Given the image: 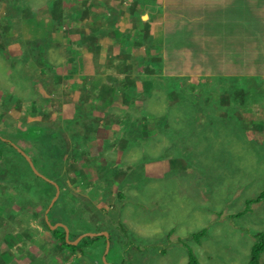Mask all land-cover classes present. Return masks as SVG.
Listing matches in <instances>:
<instances>
[{
    "label": "rangeland",
    "instance_id": "374dc122",
    "mask_svg": "<svg viewBox=\"0 0 264 264\" xmlns=\"http://www.w3.org/2000/svg\"><path fill=\"white\" fill-rule=\"evenodd\" d=\"M130 1L107 0L105 4L121 8L124 2L126 5ZM50 3L48 0H0V108L5 113L0 114V138L9 143H0V253L11 251L13 264H79L75 256L58 247L47 229L52 230L51 227L60 224L58 217L65 222L69 220L64 209L55 216L57 223L50 214L64 202L69 206L76 204L72 215L80 214V217L72 218L93 224V228L103 227L87 233H108V229L115 241L122 238L119 225L127 229V248H121L117 240L112 249L109 245L106 260L110 264H189L190 255L199 264H264V252L251 262L252 248L260 235H264V124L251 123L248 117L246 120L250 123L243 120L239 98L232 96L229 100L226 97L229 103L219 108L216 96L208 93L212 85L219 84L212 82L202 87L203 72L190 66L187 69L184 64L176 65L170 61L169 48L161 46L158 47L163 58L160 71L154 75L143 73L145 69L139 66L137 74L132 76V82L142 91L135 104L149 114L163 117L157 125L160 130L151 136L145 131L132 141L125 139L115 118L122 120L123 115L130 112L133 119H138L139 111L124 105L119 95L109 104L101 102L106 96L104 86L113 84L107 76L114 78L120 89L122 87L119 79L124 75L117 72V67H122L121 60L116 57L120 51H114L119 46L107 37L100 39L102 48L99 49L95 42L79 44L80 33L76 29L84 30V24L90 21L87 18L80 21L82 5L67 4L69 12L65 17L61 15L64 20H60L61 28L58 29L49 11ZM106 11L105 7H98V13ZM115 23L124 30L131 27L122 16ZM160 26L155 30L157 33ZM165 26L168 30V23ZM48 37L51 43L47 40L44 44L35 43ZM132 42L130 40V46L125 49L131 51L127 61L133 63V55H138L137 65H141L148 60L146 46H135ZM68 46L85 55L78 61L83 63L81 68L88 69L87 73L72 71V63L67 61ZM44 49L46 53L41 55ZM4 51L10 56L13 53L15 58L7 60ZM93 52L100 55L95 58ZM38 58L49 64L51 70L47 73L42 70L44 66L39 65L37 78L42 86H36L35 92L27 71ZM30 72L31 76L33 72ZM186 73L195 89L190 85L183 94L187 98L196 94L207 98L202 103L205 105L193 108L196 120L180 123V109L176 103L168 108L165 93L160 92L162 98L155 99L150 95L149 86L143 90L141 86L157 78L163 85L171 76ZM93 79L96 85L105 84L92 85ZM78 85L92 87L88 111L92 118L103 119L105 127L99 129L95 142L89 144L96 146L91 149V157L72 153L71 140L64 139L65 151L62 163L58 164V161L48 160L49 147L39 141L37 132L44 130H17L11 123L27 111L25 98L32 87V97L35 94L50 96L52 103L41 108L42 101H38L42 114L29 121H37L52 130L59 125L58 120L64 131L80 127L79 123L71 122L81 98ZM222 85L221 89H227V84ZM244 89L248 102L254 105L252 101L256 97L251 95H260L259 84L249 83ZM181 92L173 90L170 95L177 99ZM13 94L20 99L15 100ZM216 109L220 113L215 112ZM229 109L230 118L234 119L235 111L242 119L226 121L222 114ZM9 114L13 116L7 117ZM218 115L223 120L216 121ZM184 116L190 119L191 113ZM149 120L145 118V128ZM157 121L152 120L150 125H156ZM252 131L258 132L252 136ZM19 150L29 156L34 168L49 181L34 173ZM98 154L100 157L94 158ZM152 168H156V173L148 172ZM32 173L42 181L32 182ZM52 182L58 186V193ZM52 185L55 188L50 187ZM5 234L18 238L10 245L5 243ZM134 242L139 250L132 247ZM106 247L101 244L94 248L84 264H101Z\"/></svg>",
    "mask_w": 264,
    "mask_h": 264
},
{
    "label": "trees",
    "instance_id": "16d2710c",
    "mask_svg": "<svg viewBox=\"0 0 264 264\" xmlns=\"http://www.w3.org/2000/svg\"><path fill=\"white\" fill-rule=\"evenodd\" d=\"M49 2H51L50 5V14L52 16H54V22L55 24V28H61V22L60 20L61 15L63 14V17H65L66 12L68 11L69 7H66L67 4H70L71 2L75 3H80L83 7V12L80 13V21H82L84 18L90 19V21L88 22V24H84L83 28L84 30H79V28H77L76 30H78L77 32L80 33V42L79 44H82L84 42H87L88 44L90 42H95L97 45V48H102V44L100 43V39L103 37H107L109 39L113 40V44H116L119 46L118 49H114V51H120V54L118 56H116L118 59L121 60V68L118 66L117 67V72L119 74H123L124 77L122 79H119V84L122 86L121 89L120 87L117 85V81L110 77L107 76V79H110L113 81V84H106L104 86V92H105V101H101L103 103L109 104L110 100L111 102H113L116 97L119 95V97H121L122 99V103L126 106H129L130 109H137L139 111V118L138 119H133V114L128 112L125 113L122 117V120H119L120 118H115V122L121 125L120 128V132L123 135V137L129 141H132L135 136L136 138H138L140 135H144L145 131L148 133V136H151L153 133H157L160 128H157V125L159 123H161L163 117H156L153 114H149L145 108L142 107H138L135 104V99L137 96L141 95L142 91L138 90V87L136 86V84H134L133 78L132 76H134L135 74H137V69L139 66H142L145 71L143 70V73L145 72H149L152 75L158 73L160 71L161 68V63H163V58H161L162 56L160 55L159 52V46L156 45L154 43V35H152L151 33V23L154 21L155 17H153V15L146 10L145 6L147 5H155V0H131L130 2H128L126 5L124 2L123 5L124 7H116L115 9L107 6L105 3H107V0H48ZM48 3V2H47ZM98 7H105L106 8V12H104V14H100L98 13ZM150 10H152L151 6L149 7ZM29 12V10H28ZM27 12V14H28ZM107 13L109 15H107ZM30 14V12H29ZM128 15V22L131 25L130 29L128 30H123L119 27L115 26V22H117L119 16H125ZM114 15V19H112ZM144 15H146V17H144ZM7 16V15H6ZM11 16V15H10ZM28 16V15H27ZM33 15H30V17ZM10 19V17H9ZM9 19H7V21L10 24ZM64 19H62L63 22ZM77 21V20H76ZM75 21V22H76ZM93 27V28H92ZM89 28L90 32L88 33L87 30ZM130 30V31H129ZM87 32V33H86ZM0 40H2V34L0 33ZM47 41H49V43H51L52 40H49V37L44 39V40H36L35 43L39 44V43H45ZM130 40H133V45L135 46H146L145 52L148 55V60L143 62V64L141 65H137V58L138 55H133L134 57V64L127 61L128 58H130V54L131 51L128 50L125 51V49L130 46ZM82 42V43H81ZM2 49V47H1ZM5 49V47H4ZM3 50V49H2ZM155 50H157V52H154ZM86 52V51H85ZM25 53V52H24ZM33 53V54H32ZM46 53V49H44V52H41V55ZM32 56H34V52L31 51ZM29 53V55H31ZM3 55L7 58V60H12V58H15V56L13 55V53L10 55L6 54V52H3ZM87 55V54H86ZM100 54L93 52L92 56L97 58ZM67 56H68V62L72 63V71L76 74L78 72H83L87 73L88 69L85 68H81L83 66V63L81 61H78V59H80V56L82 58V60L84 59V54H80V52H78L75 48L68 46L67 47ZM112 61V60H111ZM44 66L42 70L47 71V73H49V71L51 70L50 65L45 63L43 59L38 58L37 61H35L34 63H31L30 69L27 71L29 79L31 81V86L34 88L35 92H37L36 90V86L40 85L42 86L40 83H38L39 81V74H38V70L40 66ZM79 67V68H76ZM150 66V68H149ZM89 68V66H88ZM30 71L33 72V74H31L30 76ZM153 76H151L152 78ZM158 79V78H157ZM157 79H154V81H150V83H148V85H142L141 86V90L143 89H147L149 86L150 89V95H152V97H155V99H159V97L161 96L162 93L164 95V99H165V103L167 104L168 108H170V106H173L174 103H176L178 106L180 105H184V102H186L188 100L189 104L191 107L189 108H196V106H203L205 104H202L204 99V95H198L196 94V96L191 95V97L187 98L185 94H183L184 91V87L181 86L180 88H174L173 84H174V77L168 78V80L166 79V82L164 83V85H162ZM100 81H102V78L99 79ZM151 80V79H150ZM182 81H185V79H181ZM133 83V84H131ZM224 82L219 81V85H215V86H211L212 89L218 90L221 89V87L223 86ZM92 85H96L94 84V79L91 82ZM105 83L101 82L100 85H96V86H102ZM175 85V84H174ZM190 85L192 86V84L189 83V86H187V84H185L186 88L188 89L190 87ZM32 87H29V96L27 94V98H25V109L27 110L24 114H22V117H20L19 119H13L11 125L13 128L19 130L20 128H24L26 129H42L44 130L43 132L38 133L39 136V141L42 144H47V147H49V151L48 154L46 153L48 160H53L58 161V164L62 163V159L61 156L64 153V143L62 142L64 139H70L71 141H69L70 146H71V152L75 153L76 155L80 156V157H91V149L96 147V146H90L89 144H91L92 142H95L96 140V135L99 131V129L101 127H105V124H103V119L96 117V118H92L89 110V107L87 106L88 104H90L92 96V87L87 88L86 85L84 86H77V89H79V91H81V98H79L78 100V104H77V108H76V114H75V119L71 122H73V124H77L79 123L81 126L76 128V129H72V128H67L66 131H64L61 127H60V120H58L59 125H55V128L52 130V128L47 129L46 127H44L41 123L37 122V121H29L30 118H35L38 114H42L41 112V108L45 105V104H50V101L52 103V98H50V96L48 97H41L39 94H35L32 97L33 91H32ZM116 88V90H115ZM185 88V89H186ZM192 88L195 89L194 86H192ZM173 90H181L182 92L179 93L177 95V99L171 97L172 95H170V93ZM232 89L230 90V92L232 93ZM162 92V93H160ZM229 92V93H230ZM147 93V91H146ZM193 93V92H192ZM145 94V92H144ZM13 98L16 99H20L16 94H13ZM190 96V95H188ZM37 97V99L35 98ZM151 97V98H152ZM229 97V96H228ZM162 98V96L160 97ZM172 98V99H170ZM183 99V100H182ZM37 100V101H36ZM176 100H178V102H176ZM219 99H216V101H218ZM38 101H42L39 106ZM191 101V102H190ZM13 102L16 103V101L13 100ZM19 106V105H17ZM150 112V111H149ZM170 113L174 114L171 110L169 111ZM4 113L3 110L0 108V114ZM152 113V111H151ZM203 113V112H202ZM202 113H201V119L202 118ZM229 113H230V109L228 112H226L225 116L229 117ZM5 114V113H4ZM78 115V116H76ZM175 115V114H174ZM13 116L12 114H9L7 117H11ZM95 116V115H93ZM114 117V116H112ZM131 117V120H130ZM207 117V116H206ZM145 118L150 119L148 122V127L145 128ZM158 120L156 125H150V122L152 120ZM195 116L193 115V112L191 113L190 116V120L193 121L195 120ZM226 121H228L226 119ZM65 122V121H64ZM68 122V121H67ZM66 122V123H67ZM18 123H20V127L18 126ZM165 126L166 123H164ZM109 128V127H106ZM169 130V129H168ZM117 134V131H116ZM168 134V133H167ZM131 137V138H130ZM44 138V139H41ZM122 138V136H121ZM123 139V138H122ZM169 139V138H168ZM172 141V140H171ZM2 139L0 138V143H2ZM6 142V144H9ZM46 149H44L45 151ZM16 151V150H15ZM0 157H1V152H0ZM96 157H100V155L98 154ZM98 159V158H96ZM31 181L34 183H39V181H42L40 178H38L37 176H35L33 173L30 177ZM49 185V184H48ZM50 187H54L53 185ZM55 188V187H54ZM66 206H68L66 208ZM75 206V207H74ZM76 208V204L73 205H68L65 204L64 202H62L61 206L58 208H54L53 213L50 212V214H53L54 217V222L57 223L55 216L58 215L59 212H61L63 209L65 210V213L67 214L68 217H66L67 219H69L67 222H65V219L62 217H58L59 221L58 223H63L65 225H67V227L70 230V236L68 237V241H74L76 240L79 236L87 233V232H95V231H100L103 229V227L101 228H93L95 227L93 224H89L87 225L85 223L84 220L81 219H74L72 217H80V214H78V216L76 215H72L73 209ZM72 220H71V219ZM71 220V221H70ZM102 223V221H100ZM80 227V230L78 229ZM120 230V237L122 236V238L115 239V241H112L111 236L112 233L107 229L108 233H109V243H110V249L113 248V246L115 245L116 240L118 241L119 246H121V248H127L129 242H126V236L125 234L127 233V229L124 227V225H119ZM48 231L50 232V234L52 235L53 239L56 241V244L58 245V247H60L61 249H65L71 256H75L77 261L79 262V264H84V261L87 260V258L91 255L92 251L94 248L99 247V245H103L104 247L107 244V239L105 236H95V237H87L84 238L80 241V243L77 246H73L71 244H68V242L65 239V231L62 228H58L56 230H50L47 227ZM205 231V230H202ZM201 231V232H202ZM124 235H123V233ZM118 233V232H117ZM261 238H259V240L255 243V245L252 248V256H251V262L252 260L261 252H264V235L261 234L260 235ZM18 237H12L5 234V243L10 244L12 243V241H15ZM31 240V237L29 238ZM124 246V247H123ZM132 247L139 250V246L134 242L132 243ZM190 262L189 264H199L197 262V260L190 255ZM13 259H14V254L11 251H7V252H2L0 253V264H13ZM82 260V262H81ZM34 263V262H33ZM103 264V262L101 263Z\"/></svg>",
    "mask_w": 264,
    "mask_h": 264
},
{
    "label": "crops",
    "instance_id": "0c3cea01",
    "mask_svg": "<svg viewBox=\"0 0 264 264\" xmlns=\"http://www.w3.org/2000/svg\"><path fill=\"white\" fill-rule=\"evenodd\" d=\"M155 2V5L145 6L149 14L155 17L151 23V33L155 36L156 45L169 48L170 61H174L176 65L184 64L187 69H190V66L201 70L205 83L219 84L221 81L227 84V89L208 91L210 95L219 99L217 101L219 108L220 105L229 103L226 97L229 100L232 96L239 98L238 104L242 108L243 120L248 123L264 124V0H155ZM150 6L152 10L149 9ZM122 17L128 21L127 14ZM159 23L161 26L157 33L155 30L158 29ZM165 23H168V30L166 26L164 27ZM188 75L186 73L173 77L175 82L185 79L188 83L190 82ZM233 82L237 84L234 85ZM253 82L259 84L260 95L257 93L251 95L256 97L252 101L254 105H251L244 88ZM178 107L180 123L192 122L190 119H184V114L195 112L196 108H189L191 106L186 102ZM217 113H220V110ZM225 114L222 116L227 120L242 119L236 116L235 111L234 119L226 117ZM218 118L216 121L222 119L220 115ZM256 132L258 131H252V136L257 134ZM152 169L148 172L156 173L154 171L156 168Z\"/></svg>",
    "mask_w": 264,
    "mask_h": 264
},
{
    "label": "water",
    "instance_id": "95a60500",
    "mask_svg": "<svg viewBox=\"0 0 264 264\" xmlns=\"http://www.w3.org/2000/svg\"><path fill=\"white\" fill-rule=\"evenodd\" d=\"M19 151L22 153V155L25 156L26 160L29 162L30 166L32 167L34 173H35L38 177H40V178H42V179H44V180H46V181H49V179H47L45 176H43L42 174H40V173L34 168L33 163H32V161L30 160L29 156H27L23 151H21V150H19ZM56 188H57V193H58V191H59V190H58V186H57ZM52 204H53V203H52ZM57 227H62V228L64 229V231H65V233H66V239H68L69 234H68V229H67V227H66L65 225H62V224H57L56 226L51 227V229L54 230V229H57ZM101 235H103V236H105V237L107 238V244H106L107 247H106V250H105L106 252H105V254H104L102 260H103L104 264H110V263H108L107 260H106V255H107V253H108V248H109V245H110V243H109V241H108V237H109V234H108V233H106V232H102V233H87V234H84V235L78 237V238L73 242V244H77V243H78L82 238H84L85 236H91V237H94V236H101Z\"/></svg>",
    "mask_w": 264,
    "mask_h": 264
},
{
    "label": "flooded vegetation",
    "instance_id": "af4514ba",
    "mask_svg": "<svg viewBox=\"0 0 264 264\" xmlns=\"http://www.w3.org/2000/svg\"><path fill=\"white\" fill-rule=\"evenodd\" d=\"M175 73H178L177 71H175ZM171 77H173V76H171ZM170 77V78H171ZM174 82V84H173V86H174V88H180L181 86H183L184 87V89L186 88V86H185V84H187V82H186V80L185 81H182L181 79H179L178 81H176L175 82V80L173 81ZM189 83V82H188ZM201 84H203L202 85V87L206 84V85H209L208 83H205V81H203V82H201ZM164 85V84H163ZM207 93V92H206ZM205 93V94H206ZM52 184L55 186V187H57V185L55 184V183H53L52 182ZM60 224H62V223H60ZM62 225H64V224H62ZM57 228H60V227H57ZM62 228V227H61ZM63 229V228H62ZM68 229V234H69V236H70V230H69V228H67ZM54 230H56V229H54ZM53 230V231H54ZM85 234H87V233H85ZM84 235V234H83ZM82 236V235H81ZM80 237V236H79ZM87 237H90L91 238V236H85L84 238H87ZM95 237V236H94ZM84 238H82V239H84ZM109 238V237H108ZM65 239H66V233H65ZM81 239V240H82ZM107 239V238H106ZM80 240V241H81ZM109 240V239H108ZM66 241L68 242V244H71V245H73V246H77L79 243H80V241L77 243V244H73V242L75 241H68V239H66ZM108 252H109V250H108Z\"/></svg>",
    "mask_w": 264,
    "mask_h": 264
},
{
    "label": "bare ground",
    "instance_id": "6f19581e",
    "mask_svg": "<svg viewBox=\"0 0 264 264\" xmlns=\"http://www.w3.org/2000/svg\"><path fill=\"white\" fill-rule=\"evenodd\" d=\"M12 69V68H11ZM7 77H8V75H7ZM5 78V77H4ZM9 78V77H8ZM8 78H6L7 80H8ZM11 79H12V77H11ZM11 82V81H10ZM12 84H13V81H12ZM4 91V90H3ZM39 171V170H38ZM57 176V175H56ZM61 228V227H60ZM257 234V233H256ZM259 234V233H258ZM46 242H48V241H46Z\"/></svg>",
    "mask_w": 264,
    "mask_h": 264
}]
</instances>
